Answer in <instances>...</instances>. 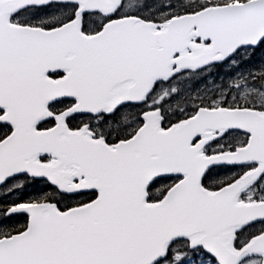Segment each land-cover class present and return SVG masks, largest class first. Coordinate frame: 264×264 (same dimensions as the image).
Wrapping results in <instances>:
<instances>
[{
	"label": "snow or ice",
	"instance_id": "snow-or-ice-1",
	"mask_svg": "<svg viewBox=\"0 0 264 264\" xmlns=\"http://www.w3.org/2000/svg\"><path fill=\"white\" fill-rule=\"evenodd\" d=\"M0 264H264V0H0Z\"/></svg>",
	"mask_w": 264,
	"mask_h": 264
}]
</instances>
